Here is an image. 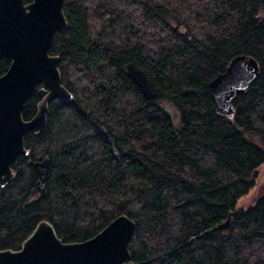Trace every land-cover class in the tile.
Returning a JSON list of instances; mask_svg holds the SVG:
<instances>
[{
    "label": "trees",
    "instance_id": "trees-1",
    "mask_svg": "<svg viewBox=\"0 0 264 264\" xmlns=\"http://www.w3.org/2000/svg\"><path fill=\"white\" fill-rule=\"evenodd\" d=\"M63 10L68 27L50 53L73 98L49 101L46 124L25 135L29 153L0 184V249L21 248L43 219L75 242L127 214L135 264H264V194L239 204L264 164V0H64ZM238 54L259 73L230 118L210 82ZM10 63L0 58V75ZM44 95L28 98L25 119ZM45 157L42 193L34 162Z\"/></svg>",
    "mask_w": 264,
    "mask_h": 264
},
{
    "label": "water",
    "instance_id": "water-1",
    "mask_svg": "<svg viewBox=\"0 0 264 264\" xmlns=\"http://www.w3.org/2000/svg\"><path fill=\"white\" fill-rule=\"evenodd\" d=\"M64 0H0V58L11 60L0 75V184L15 176L12 167L18 154H28L25 135L38 133L49 116V101L55 97L72 99L73 93L62 83L59 55L50 48L57 31H65L68 21ZM128 75L144 95L155 98L148 74L134 62L126 65ZM259 73L258 61L249 54L232 58L225 71L210 82L216 110L232 118L237 95L245 92ZM36 90H44L36 113L23 117L26 101ZM35 190L45 192L49 158L37 160ZM231 219L219 224L226 228ZM136 222L127 214L115 217L97 234L83 241L66 242L58 236L53 224L41 220L24 239L19 249H0V264H135L129 248Z\"/></svg>",
    "mask_w": 264,
    "mask_h": 264
},
{
    "label": "rangeland",
    "instance_id": "rangeland-1",
    "mask_svg": "<svg viewBox=\"0 0 264 264\" xmlns=\"http://www.w3.org/2000/svg\"><path fill=\"white\" fill-rule=\"evenodd\" d=\"M163 105L175 118L178 119V111L173 104L166 101L163 103ZM260 194H264V164L259 169L257 184L248 194L244 195L239 200V204L246 207L254 203L256 197Z\"/></svg>",
    "mask_w": 264,
    "mask_h": 264
},
{
    "label": "flooded vegetation",
    "instance_id": "flooded-vegetation-1",
    "mask_svg": "<svg viewBox=\"0 0 264 264\" xmlns=\"http://www.w3.org/2000/svg\"><path fill=\"white\" fill-rule=\"evenodd\" d=\"M25 1V0H24ZM32 0H30V1H25V3H30ZM7 58V57H6ZM10 60V59H9ZM11 61V60H10Z\"/></svg>",
    "mask_w": 264,
    "mask_h": 264
}]
</instances>
